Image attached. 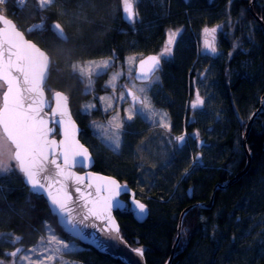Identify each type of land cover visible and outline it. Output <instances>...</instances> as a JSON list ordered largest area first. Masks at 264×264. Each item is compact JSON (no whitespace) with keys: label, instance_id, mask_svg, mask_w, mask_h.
I'll return each mask as SVG.
<instances>
[{"label":"trees","instance_id":"trees-1","mask_svg":"<svg viewBox=\"0 0 264 264\" xmlns=\"http://www.w3.org/2000/svg\"><path fill=\"white\" fill-rule=\"evenodd\" d=\"M121 1L54 0L50 6L41 8L38 0H26L22 4L20 0H6L0 7L28 39L50 56L46 87L49 91L66 94L73 117L82 130L80 140L94 157V171L126 183L147 206L148 216L141 223L133 220L128 206L121 212H115L121 236L132 247L143 248L146 264L166 262L177 234L179 214L185 207L193 203H209L216 185L232 179L245 167L246 157L241 139L250 115L262 104L258 117L246 135L251 156L249 169L232 185L217 187L209 209L197 206L186 214L170 264H264V255L254 254L257 258H248L254 237L264 245L261 241L264 239V41L259 24L247 10L249 0H230L231 11L237 17L236 24L231 31H227L228 27L224 28L227 32L220 34V39L224 44L223 55L231 53V48L232 55L220 60V72L213 77V81H217L216 98L221 102L222 113L215 101L213 106L218 109L224 124L219 145L225 152L219 150L216 157H212L215 160L207 173L202 165L191 167L189 164H178L174 174L169 169L163 185L154 188L145 197L144 194L140 196L135 188L138 185L135 177L138 169L131 167L130 154L124 151L120 156H112L93 136L89 124L91 112L83 109L92 95L86 91L84 80L72 71L70 64L109 53L122 56L130 44L151 50L160 46L169 27L184 24L196 28L203 20L192 17L194 8L189 9L192 12H186L188 7L184 0H150L155 2L150 7L151 14H145L140 21L125 22L120 11ZM114 5L116 7H111ZM254 11L264 22V0H257ZM55 22L61 24L67 41H62L53 32L51 26ZM36 25H42V29L29 32ZM249 35L250 41L253 37L258 38V47L247 43ZM232 42L241 47L233 49ZM190 48L186 58L181 57V52L172 63L166 65L169 68L162 73L163 95L170 102L168 108L176 127L174 132L179 135H182L178 133L182 128L191 134L194 126L187 123L186 101L191 94L189 80L191 75H195L198 65L194 45ZM257 49L260 55L255 57L254 50ZM194 60L196 62L192 67ZM172 66L173 70L170 68ZM93 81L95 95L106 90L101 87L105 75L95 76ZM199 132L201 136L204 134L203 127ZM208 137L210 147L212 141ZM117 163L121 166L120 172L114 167ZM177 172L179 174L176 175ZM192 185L193 194L189 198L185 191ZM196 187L200 188L198 195L195 193ZM44 224L51 226L60 237L73 241L58 227L43 197L30 193L23 184L21 174L14 172L0 178V234L19 236L23 245H29L34 237L43 232ZM0 238L3 239L0 240L2 256L9 241ZM91 253L100 260L110 259L95 251ZM90 256V253H85L76 257L86 260Z\"/></svg>","mask_w":264,"mask_h":264},{"label":"rangeland","instance_id":"rangeland-1","mask_svg":"<svg viewBox=\"0 0 264 264\" xmlns=\"http://www.w3.org/2000/svg\"><path fill=\"white\" fill-rule=\"evenodd\" d=\"M206 1H208V3ZM194 2L199 3L200 6L196 9V11L193 12L192 17L198 20L202 19L203 22H201V24H199L196 28L183 24L179 26L169 27L166 30L164 40H162L160 46L155 47L154 51H156L158 55L164 52L165 48L168 46V39L171 33H176L174 44L171 46V53L165 54L162 57V67H164V70H162L161 68L158 72H156L151 77V82H144L145 84H136L135 81L130 78V73L134 65L129 64L128 58L134 56L136 57V59H138L139 57H141V55L144 54L142 53V51H144L143 46L136 47L135 45L130 44V47L124 49L129 53L126 54V56L122 59H116V53H109L103 54L98 57H92L86 60H79L78 62H73L70 64L72 71L75 72L79 77H81L82 80H84L86 91L91 92V100L86 103V105H95V107L87 110L91 112V119L89 121V124L93 134L95 135V138L100 142L102 147L107 149L109 154H113L112 156H120L124 151L130 154L129 156L132 159L133 164H131L132 166H127L138 169V173L137 171L135 173V177L138 180V185L135 188L140 196H143L144 194L143 197H145L146 194L150 193L154 188L162 186V182L166 179L169 169H171L170 171H172L174 174V172L178 168V164H181L182 166L189 164V166L191 167L202 165L204 167L205 164H208V161H211L214 155L216 157L217 153H219V150L225 152L224 150H222V146H219V141L223 136L222 132L224 124L222 125L223 118L217 111L219 109L222 113L221 102L218 100V98H216L218 89L217 81L214 82L213 77L215 73L220 72L219 64L221 62L220 60L222 59V47H224V44L220 39V34H226L227 31L233 30V27L236 24L237 17L235 18L231 11L232 4L230 0L228 2L227 0H222L220 3H217V0L216 2L212 0H189V3ZM202 2H204L205 4ZM154 3L155 2H152L150 0H138V3L135 5V10L136 12H138L136 21H140L145 14H151L150 7H152ZM111 7L116 6L114 5ZM0 12L4 14V10L2 7H0ZM188 17H190L191 19V16ZM226 27H228L227 31L224 29ZM205 28H216L217 30L214 34H205ZM212 35H215L217 37V41L214 43V46L216 48L215 53H212L205 46L206 41L212 42ZM250 39L251 37L248 38L247 43L249 45H253L252 47H258V38L253 37L252 41H250ZM232 44L234 45L233 47H235L233 49H236V46L241 47V45L238 43L232 42ZM191 45H194L195 47V57L197 58L198 69L196 70L195 75L193 71L194 76L192 77L191 75V80H189V83L191 81V86L192 83L195 84L191 89V94H189L190 97L186 101V108L187 123L189 124V126H194L191 130V134L185 132L184 128H182L180 132H178L177 130L178 133H181L185 137L184 142L180 143L176 138L181 135L174 132V129L176 130L174 122L172 129L171 111L168 108V104L170 102L167 101V99L163 95L161 81L162 73L163 71L165 73V69L169 68L166 65H169L171 63L172 57L174 61L182 52L181 57H183V59L186 58L188 52L187 50L191 49ZM128 48H130V50ZM140 48H142L143 50L137 51ZM191 52L193 51L191 50ZM230 52L232 53V48ZM254 52H256V55L253 53L255 57L260 55L258 54L260 53L258 49L254 50ZM104 60H110L112 62L111 67L102 74L96 75L95 66L90 62L95 61L98 63ZM73 65H75V70L73 68ZM81 67H83L84 69L83 74H81L80 72ZM114 73H122L120 78L115 81V90H113V87L108 86V81ZM101 75H105V81L102 82L101 87H103L104 89L107 87L108 89L95 95L93 87H91L90 89L87 87L88 82L89 80L93 81V77ZM168 75L170 74L168 73ZM129 84H132L136 91H139L141 85L145 87L146 92L144 94L147 96L150 102V108L153 111L145 115H135L132 120L126 119L128 114L127 110H129L132 105L126 103V100L128 99L126 94V98L123 100H121L119 96L122 91L125 92L124 86ZM45 90L47 91V87L45 88ZM197 94H199V98L203 100V104L193 107V102L197 100ZM100 97H110L111 99L108 101H101L99 99ZM214 101L216 102V106L218 107V109L213 106ZM109 103L112 105V107L110 108L108 107ZM83 109L85 110V106L83 107ZM110 121L112 122L111 124H109ZM116 123L121 124V127L119 129L115 127ZM94 124L100 125L104 129V131L98 130L96 127H94ZM165 124H167L168 127H165ZM180 127H182V125ZM201 127H203L205 131L203 132L204 134L202 136L205 137L199 135L201 133L199 132ZM113 134L119 135L118 150L114 147L113 143L110 140L105 139L106 136H113ZM206 136H209V140L212 141V143L210 144L212 147L210 146L208 147V149H204L203 152L201 149L200 153H202L203 155L201 154L200 159H196V149H194V146L197 148L196 138H202L208 142ZM141 138H143L144 140H139ZM114 167L115 169H117V171H119L121 168V166L119 167V163H117V165H114ZM177 174L179 173L177 172L176 175ZM180 182L181 181L177 182L176 185ZM193 186L194 185H192V187ZM185 189H187V187ZM175 192H177V190ZM195 193L198 195L200 193V188L196 187ZM43 229V232L39 234V236L37 235L32 239L31 244H29L28 246L25 245L26 248L22 253L17 254L16 257H11L7 255L11 251L5 249L6 252L2 256H0V261H3L4 264H33V262H38L44 256L53 255V253L51 252V248L57 246L48 244V238L52 234L56 235V233L48 224H44ZM262 231H264V229H262ZM0 237L6 238L9 241V246L13 243L12 241L14 236L12 235H2ZM41 238H43V240H41ZM58 238L61 239L60 237ZM0 240L3 239L0 238ZM62 240L66 243H69L70 245H73V250L68 251L65 249H61L63 255L58 259L57 262H55V264H60L61 260L63 264H85L76 260V256H78L82 249L84 250V248L80 247L78 244H76V242L67 239ZM4 241L7 242L6 240ZM253 241L255 242L253 244V248L251 249V253L248 255V258L252 256V258L254 259L257 258L254 254L264 255V245L262 246L255 237ZM261 241L262 244H264V239ZM18 242L19 241H16L15 243ZM129 246L133 249L137 248L136 246ZM33 248L36 249V251L30 252L29 249ZM45 248H48L49 251L45 252ZM89 250L90 248L85 249L84 251L92 255L91 252H94V250L91 249L92 251L90 252ZM25 256L29 257V259H23V257ZM91 259L93 260V264H122L119 259L115 260L112 258H107V260H100L97 258V256H94V254Z\"/></svg>","mask_w":264,"mask_h":264},{"label":"snow or ice","instance_id":"snow-or-ice-1","mask_svg":"<svg viewBox=\"0 0 264 264\" xmlns=\"http://www.w3.org/2000/svg\"><path fill=\"white\" fill-rule=\"evenodd\" d=\"M21 4L26 0H20ZM54 0H38L41 8L51 5ZM6 3V0H0V4ZM138 0H122L123 12L130 23L135 22L138 17V12L135 10V5ZM0 22L5 25L0 29V178H3L11 173L18 172L23 175L27 186H30V192L39 196L43 192H47L48 198L52 207L54 208V215L59 214V223L62 227L67 225L66 231L72 233L75 230L74 217L72 212L74 209L70 207L73 202L72 196L66 191L58 190L56 195H53L51 183H45L50 179V176H44L43 180L40 174L45 171L44 163L49 161V154L51 153V165L55 166V176H62L68 178L73 174L67 172L66 169L71 168L76 164L83 165L84 161L88 159V150L79 143L76 139L75 125L70 120L65 121L60 119L55 121L62 127L63 139L59 144L55 139H49V134L53 131L49 127L48 120L45 119L41 113L44 109V88L43 83L49 68V58L41 52L33 43L26 41L23 34L18 31L3 16H0ZM52 30L62 41H67V36L59 22L52 24ZM42 29V25H36L29 29V32ZM216 28H205V34H214ZM176 33H171L168 39V46L160 55L149 56L146 59L139 60L138 78L145 82H151L152 75L159 69L160 61L165 54L171 53V46L174 44ZM206 48L212 53L216 52L214 42L206 41ZM136 57H129L128 62L135 65ZM95 66V74L100 75L111 67L110 60L101 62H90ZM75 70V65H73ZM91 71V69H90ZM81 74L84 69L81 67ZM122 73H114L108 81V86L113 87L115 81L120 78ZM94 81L89 80L88 88L90 89ZM127 91V97H130L132 107L127 110L126 119L132 120L135 115H145L151 111L150 102L144 94L146 89L143 85L140 86L139 91H136L132 84L124 86ZM28 94V95H26ZM31 94H35V98ZM56 107L52 109L53 115L64 117L67 114V97L60 92L54 94ZM119 98L125 99V92H121ZM31 99V103H25L26 100ZM101 101H108L110 97H100ZM203 100L197 94V100L193 102V107L202 105ZM95 107V105H85V110ZM108 107H112L109 103ZM107 110V109H105ZM112 122L110 121L109 124ZM168 127L167 124L164 125ZM98 130L104 131L100 125H95ZM115 127L119 129L120 123H116ZM105 139L110 140L114 147L119 149V135L106 136ZM178 142L183 143L185 137L183 135L176 138ZM82 159H77V158ZM58 158H62L63 163H58ZM52 175V174H50ZM84 177L75 176L77 184L83 181ZM59 183V181H57ZM63 187V186H62ZM92 187L91 184L88 185ZM126 190V186L118 184L115 180H107L104 184L96 187L95 199H91L92 193H84L80 188L76 191L80 192V199L84 201L83 208L86 211L83 213V218L80 221L88 220L90 217L102 219L106 221L105 227L101 229L109 234V239L117 242H122L119 226L115 223L112 216L113 209L120 206L118 199L120 194ZM104 193V195H102ZM132 211L134 214L144 215L146 212V205L136 201L134 196L132 198ZM91 205V207H89ZM3 234H0L2 236ZM21 237L13 238V243L19 241ZM43 240V238H41ZM48 244L56 245L51 248L53 255L44 256L38 262L33 264H55L63 253L61 249L68 251L73 250V245L59 239L55 234L48 238ZM21 249L16 248L7 255L16 257ZM29 251H36V249H29ZM49 249L45 248V252ZM138 255L143 256V248L133 249ZM23 259L28 260L25 256ZM0 264H4L0 261ZM60 264H63L62 260Z\"/></svg>","mask_w":264,"mask_h":264},{"label":"water","instance_id":"water-1","mask_svg":"<svg viewBox=\"0 0 264 264\" xmlns=\"http://www.w3.org/2000/svg\"><path fill=\"white\" fill-rule=\"evenodd\" d=\"M256 2H257V0H249L248 4H247V10L251 14V16L257 21V23L259 24L260 30H261V33L263 36V41H264V22L261 18H259V16L254 11V4ZM121 11H122V17H123L124 21L129 22V20L125 17V14L123 12V6L121 7ZM0 16H3L5 19H7V21H9L12 25H14L15 28L23 34L24 39L26 41H30L31 43H33L41 52H43L49 58V68L47 70L46 77H45V80L43 83L44 109H43V112L41 113V115L45 119L48 120L49 127L53 129V131L49 134V139H55L57 141V143L59 144V141L63 139L62 127L58 123H56L55 121H59L60 119H64L65 121L70 120L75 125L76 139L79 141V143L81 145L84 146V148H86L88 150V154H89L88 159L86 161H84L83 165L76 164V165L72 166L71 168L66 169L67 172H71L73 175L68 177V178H65L62 176L58 177V176L54 175L56 169H55V166L51 165V163H50L51 159L53 158L51 153H50L49 154V161L44 163L45 171L40 174V178L42 180H43L44 176H50V179L47 181H44V182L52 184L51 191H52L53 195H56L58 193V190H60V191L66 190L72 196L73 202H71L69 206L74 209V211L72 212V216L74 217V223H75L74 232L70 233V232L66 231L65 228H67L68 226L65 225L64 227H62L61 224L58 222L60 219L59 214L56 213L54 215L55 210L50 203L47 192H43L39 196H42L43 199L45 200L50 214L56 218V223H57L58 227H60L62 229V232L64 234H66L68 237H70L71 239L77 241L81 245L89 247L90 249L94 250L98 254L108 256L109 258H112L115 260L119 259V261L122 264H146L145 260H144V256H140L136 252H134L133 248H131L123 238H122V242H117V241H114L112 239H109L108 233L101 231V229L105 227L106 221H103L102 219H97L95 217H90L88 220L83 221V223L80 222L83 218V213L86 211V209L83 208L84 201L80 199L81 194H80V192H77L76 189L80 188L81 191L84 193L91 192L92 197H90V198L95 199L96 187L104 184L107 180H110V179L115 180L120 185L126 186V190L124 192H122L118 198L121 202L120 206L113 209V211H112V216L115 220V223L118 226H119V223L116 219L115 212H117V211L121 212L124 210V208H126V206H129V208L132 212L133 220L137 223H141L147 218L148 209L146 206V212L142 216L139 214H134V212L132 211V203H131L133 196H134L136 201L143 203L141 200H139L136 197L135 192L126 183L119 182V180L117 178H115L114 176L105 175V174H102L99 172H95L93 170L94 157H93L90 149L86 145H84L82 143V141L80 140V133L82 130H81V127L78 125L77 121L75 120V118L73 117V114H72L70 107H69V104H68V99H67V114L64 117H61L58 114L55 116L53 115L52 109H54L56 107V101H55L54 94L56 92H60L63 96H66V94L62 91H52L50 93V96H49L50 99H48V97H47L45 86L47 85V79L49 76V70H50V66H51L50 56L41 47H39L34 41L28 39L26 37V35L23 33V31H21L16 26V24L13 20H11L9 17L5 16L1 12H0ZM4 27H5V25L3 24V22H0V29H2ZM149 56H154V55H149ZM149 56H146L142 59H146ZM138 65H139V61L136 64V70H135L134 78L137 82L144 83L145 81L142 80L141 78H138V76H137V73L139 71ZM26 95H28V94H26ZM31 95L33 98H35V94H31ZM263 97H264V95L262 96V98ZM31 102H32L31 99H28L25 101L26 104L31 103ZM1 103H2V101H1ZM261 106H262V104L259 106V109L251 115L250 120L248 121V124L246 127L245 135L241 139V146H242V149H243V151L245 153V157H246L245 167L239 173H237L232 179L226 181L222 185H216V187L213 189V192L211 194V198H210L209 203H207V204L206 203H193L191 205H188L187 207H185L182 210V212L180 213V216H179L178 225H177V234H176L174 243H173L171 251H170V256L168 257L167 261L164 264H170L172 259H173V256L176 252L178 242L180 239L183 220H184V217L186 216V214L190 210H192L193 208H195L197 206H202V207L209 209L213 203V195L215 192L214 190L217 187L226 188V187L232 185L233 183L238 181L241 178V176H243L247 172V170L249 169V165L251 162V156L248 153V148L246 145V137H247L246 135L248 133L249 127L254 122L255 116H256L257 112L260 110ZM204 144H205L204 141H200L199 147H202ZM77 159H82V158L78 157ZM58 163H61V164L63 163L62 158H58ZM77 170H80V171H77ZM50 174H52V175H50ZM75 176L84 177V179L81 183L77 184L75 182ZM22 181H23V184L30 191V186L26 185L25 178L23 177V175H22ZM57 181H59V183H57ZM89 184L92 185L91 188L88 187ZM188 192L189 193L192 192V188H189ZM102 195H104V193H102ZM124 196L127 197L126 198L127 200H124V198H123ZM89 207H91V205H89ZM119 230H120V226H119Z\"/></svg>","mask_w":264,"mask_h":264},{"label":"flooded vegetation","instance_id":"flooded-vegetation-1","mask_svg":"<svg viewBox=\"0 0 264 264\" xmlns=\"http://www.w3.org/2000/svg\"><path fill=\"white\" fill-rule=\"evenodd\" d=\"M185 1V5L188 7V9H186V12H192V11H195L196 10V8H198L200 5H199V3H197V2H194V3H189V0H184ZM205 1V0H204ZM212 1H215L216 2V0H212ZM207 3H208V1H206ZM221 2V0H217V3H220ZM202 3H204V2H202ZM205 4V3H204ZM121 7H122V1H121ZM192 8H194L192 11L191 10H189V9H192ZM207 40H209V39H207ZM211 40H212V42H216L217 41V38H216V36L215 35H212V37H211ZM134 47V46H133ZM139 47H141V46H139ZM129 50H130V48H128ZM151 50H145L144 49V51H142L143 49L142 48H140V49H138L137 51H142V53H144L143 55H141V57H139L138 59H136V61H135V65H134V67H133V69H132V71H131V73H130V78H132L134 81H135V83L136 84H145V83H141V82H137L136 80H135V78H134V74H135V69H136V64H137V62L140 60V59H142V58H144V57H146V56H149V55H158L157 54V52L156 51H154V49L155 48H150ZM125 51V50H124ZM150 51H152V52H150ZM129 52H127V51H125V52H123L122 54V57L117 53V54H115V56H116V59H122L123 57H125L126 56V54H128ZM226 55H228L229 57L232 55L231 53H228V54H226L225 53V55H223V53H222V60L224 59V57L226 56ZM162 63H163V58L161 59V61H160V66H159V69L157 70V71H159L160 69H161V65H162ZM224 64V63H223ZM193 79H195V78H193ZM194 84L195 83H192V86H191V89H192V87L194 86ZM105 89H108L107 87L105 88ZM124 91H125V94L127 95V91H126V89L124 88ZM52 91H49L48 89H47V91H46V94H47V97H48V99H50L49 98V96H50V93H51ZM128 99L126 100V103H129V104H131L130 103V97H127ZM259 108V107H258ZM257 108V109H258ZM256 109V110H257ZM255 110V111H256ZM255 111H253L252 112V114L255 112ZM251 114V115H252ZM251 115H250V117H251ZM255 118H257V115L255 116ZM171 124H172V129H173V118L171 117ZM87 127H88V125H87ZM82 133V132H81ZM81 133H80V135H81ZM93 133V132H92ZM93 136H94V134H93ZM202 137H205V136H202ZM200 140H202V141H204L206 144H204L203 145V147H202V152H203V150L204 149H208V147H209V143L205 140V139H202V138H196V146L198 145V142L200 141ZM91 151V150H90ZM206 151V150H205ZM196 154L198 155V159H200V156H201V154L202 153H198L197 151H196ZM203 155V154H202ZM203 167V166H202ZM94 168V167H93ZM204 168V167H203ZM94 170V169H93ZM77 171H80V170H77ZM96 172V171H95ZM10 175V174H9ZM190 188H192V192H191V194L188 192V191H186V195L190 198L191 196H192V194H193V187L191 186ZM124 200H127V199H124ZM55 232V231H54ZM58 234H56V236H57ZM58 237H60L59 235H58ZM61 239H64V238H62V237H60ZM73 240V239H72ZM22 242V239H20L19 240V242L18 243H12V244H10V246L7 248V250H10L11 252L12 251H14L16 248H19V249H21V251L18 253V254H20V253H22L23 251H24V249L26 248V246H28V245H23L24 243H21ZM73 242H76V244H78L80 247H82V248H84V250L87 248V249H89V247H87V246H84V245H81V244H79L77 241H75V240H73ZM14 249V250H13ZM83 249H82V251L79 253V256L81 257V255H84L85 253L86 254H89L88 252H85ZM90 251H92L91 249H90ZM6 251H4V253H5ZM10 252V253H11ZM93 255V254H92ZM92 255L90 256V257H92ZM89 257V258H90ZM80 259V258H76V260L78 261V262H83V263H85V264H88V263H90V264H93V260L90 258V259Z\"/></svg>","mask_w":264,"mask_h":264},{"label":"bare ground","instance_id":"bare-ground-1","mask_svg":"<svg viewBox=\"0 0 264 264\" xmlns=\"http://www.w3.org/2000/svg\"><path fill=\"white\" fill-rule=\"evenodd\" d=\"M198 8H199V7H198ZM202 8H205V7H202ZM172 62H173V57H172V61H171V63H172ZM195 62H196L195 60L192 62V67H194ZM219 65H220V64H219ZM162 66H163V65H161V68H162V70H164V67H162ZM170 68H172L171 70H173V66L170 67ZM166 69H167V68H166ZM166 69H165V70H166ZM135 70H136V69H135ZM156 72H158V71H156ZM156 72H155V73H156ZM163 72H164V71H163ZM258 109H259V108H258ZM258 109H257V110H258ZM261 109H262V108H260V110H261ZM257 110H256V111H257ZM260 110L257 112V114L260 113ZM257 114H256V115H257ZM90 130H91V129H90ZM91 131H92V130H91ZM205 144H206V143H205ZM219 146H220V145H219ZM219 146H218V147H219ZM194 147H195V146H194ZM202 147H203V146H202ZM202 147H199V144L197 145V148L195 147V148L197 149V152H198V153L201 152L200 150L202 149ZM200 157H201V156H200ZM196 159H198V155H197V154H196ZM214 160H215V159H211V161H208V164H207V165L205 164V166H204L203 169L206 171V173L212 168L211 163L214 162ZM190 193H191V192H190ZM174 194H176V192H175ZM185 194H186V191H185ZM176 196H177V195H176ZM179 196H181V195H179ZM177 197H178V196H177ZM128 207H129V206H128ZM166 261H167V260H166Z\"/></svg>","mask_w":264,"mask_h":264}]
</instances>
